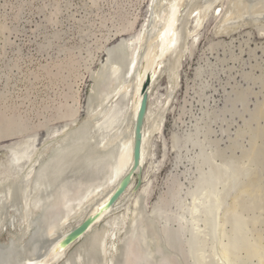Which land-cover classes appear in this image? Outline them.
I'll use <instances>...</instances> for the list:
<instances>
[{
    "label": "bare ground",
    "instance_id": "bare-ground-1",
    "mask_svg": "<svg viewBox=\"0 0 264 264\" xmlns=\"http://www.w3.org/2000/svg\"><path fill=\"white\" fill-rule=\"evenodd\" d=\"M94 2L96 3L93 5H97V1ZM145 3H147L145 20L142 29H139L134 38L123 39L115 45L114 49L105 48L106 44L124 38L138 27L139 15H136L134 19L125 20L118 12H115L118 14L120 24L119 26L114 25L115 29L111 28L110 33L107 31L109 34L106 32L108 35L105 37V41L101 40L105 42L102 44V48L98 45L95 53L93 51L95 49H91L85 44L84 51L80 50V55L86 52V56H78V58L86 63L87 68L85 69L89 72L92 71V64L96 62L99 50L104 48L107 52L106 59L101 64L99 63L100 68L97 71H92L94 86L90 90L91 97L88 95L91 102L89 99V103L87 99L90 105L88 104L89 107L87 106L88 109H86L85 126L82 125L83 127L76 131H70V125L76 123L81 112L80 103L76 97L74 104H68V97L65 96L64 100L66 101H63L61 105L58 104L59 107H55L58 109H56L57 115L54 116L57 118L56 120H63L68 124L52 131L49 130L50 132L47 131V137L43 138L41 144H39V136H37L40 134L34 138L33 152L29 162L21 167L22 180L20 179V181H23L28 186L27 188L33 183L36 185L40 191L38 200L54 201L49 212L50 225L38 236H36L38 233L30 220V216L38 215L36 212L37 201L29 202L25 197V190L21 185H18V175L15 173L16 170L12 163L13 154L9 152L15 148L1 149L3 157L0 159V234L8 230V239L4 245H0V259L4 255L6 256L7 249L12 244L24 247L31 236H36L32 245L34 252L29 251L19 264H115L116 261L118 264H138L143 256L141 246L133 240H129L127 245L123 246L128 237V228L139 220L138 223L146 236L145 238H148L151 243L152 252L158 251L164 259L163 261L170 264H181L179 262L180 250L178 249V251L175 245L169 246L171 241H167L166 246L162 243L163 223L157 218L156 220L152 218L160 209V201L163 200L166 203V200H169L167 192L161 195L157 205L147 213L144 208L147 207V197L149 196L142 199L141 190L138 192L134 190L137 177L132 180L125 195L109 212L100 216L81 240L70 246L65 252L57 249L58 243L70 231L79 226L88 216L96 214L98 207L112 196L121 179L132 167L134 126L142 101L144 85L149 81L151 83L141 156L145 184L155 159L156 141L162 134L167 115L172 111L173 102L181 87L185 59L193 56L206 24H209L212 19L211 28H214L213 33L218 39L230 36L229 34L235 33L244 25L264 23V0H146L142 5ZM120 5L119 3L116 6ZM216 8L215 18H212L211 14ZM112 15L110 13L109 20H112ZM103 17L105 20L108 19L107 16ZM99 19L101 20V18ZM53 36L57 37V34ZM189 41L190 43L192 41L191 52L188 49ZM214 42L209 46V51L216 49L213 48L216 47ZM47 45H43V47ZM123 47L128 48V58L123 66V83L119 86L111 84L109 91L106 92V82H109L115 72L122 69V62L125 58ZM70 66L69 68H71ZM204 72L201 66L197 74L202 77ZM165 77V93H161L162 86L160 84ZM82 78L85 79L84 74H82ZM90 81L93 82L92 79ZM105 94L106 98L103 99ZM121 96H124L126 100L124 104L125 125L115 142H109L95 130L103 124L108 126L112 122L114 108ZM227 107H224V111ZM231 109L230 107L227 110ZM184 111L185 108H183V113H185ZM225 112L217 114L225 115ZM51 117L53 119L52 115ZM216 117L214 115V118ZM2 119L5 118H1L0 122ZM0 124L6 125L7 123ZM7 125L9 126L10 123ZM194 127L200 129L198 141L203 142L201 141L203 139L209 147L210 144L212 146V151L207 150L208 156H206L212 166V171L210 174L207 172L202 174L205 169L202 168V164H199L197 168L201 174L199 178L194 180L191 177L189 180L185 177L190 182L189 185L183 181L182 175L172 176L176 177V182L182 191L189 190L190 186L195 183V188L191 191L194 196L193 201L187 199L185 204L188 208H195L198 213L197 230L203 234L204 225L213 226L212 218L215 211L220 208L215 242L211 246L215 264H264V245L262 242H258L255 235L258 223L253 214L256 212L251 214L253 208L250 204L251 198H249L251 196L249 184L251 173L248 171L250 170H247L246 165L235 159L233 154L229 157L225 156V152L222 155V152L216 151L218 141L211 138L213 131L208 123H201V119H199ZM39 128H34L36 130L33 129V131H38ZM203 130L204 135H202ZM28 131L30 133L29 127ZM193 133L192 131L187 135H193ZM12 136H14L13 132L11 134L6 131L0 135V141L11 139ZM20 138L22 137L18 138L17 136L12 140ZM177 138H181V136H176L175 139ZM29 140L30 138L22 139L9 146L20 147ZM204 142L203 144L206 146ZM197 155H200L198 151L188 148L190 162H195ZM182 164L178 166V169L183 166ZM191 167L186 169L183 174L185 175L188 171L195 174L194 167ZM245 173L249 179L243 184L246 179ZM218 179L224 181L221 187L217 185ZM70 186L87 188L86 192L80 189V192L73 195L74 197H66L67 194L61 191ZM175 193L171 192V195H175ZM61 198L66 200L61 202ZM7 207L12 210L8 212ZM16 221L17 223H15ZM198 244L201 247L206 246L201 240ZM206 256L205 253L204 257H198L196 262L206 264L210 260V258L207 260ZM184 263L188 264V261H182V264Z\"/></svg>",
    "mask_w": 264,
    "mask_h": 264
},
{
    "label": "rangeland",
    "instance_id": "rangeland-1",
    "mask_svg": "<svg viewBox=\"0 0 264 264\" xmlns=\"http://www.w3.org/2000/svg\"><path fill=\"white\" fill-rule=\"evenodd\" d=\"M94 1H97L95 6ZM94 1L0 0V119L5 118L0 123H10L9 126L0 124V133L7 131L11 134L13 132L14 135L11 139L0 141V159L3 157L1 149L19 148L9 145L26 138L33 140L37 134H40L41 140H44L47 131L68 124L63 120H56L54 116L57 115L56 109H58L55 107L66 101L65 96L68 97V104H74L76 97L80 103L79 121L77 119V124L70 125V131L85 126L86 109L91 102L90 90L94 86L92 71L100 68L107 52L104 48L99 50L96 62L92 64V71L89 72L85 69L86 63L78 58V56H86V52L80 55V50L84 51L83 47L87 44L91 49H95L93 50L95 53L97 52V46L101 47L105 43L104 39L110 33V29L114 30V25L120 24L118 14L115 12L125 20L134 19L139 15L138 27L124 38L106 44L105 48L114 49L123 39L134 38L139 29H142L147 10V3L142 5L146 0ZM119 3L121 5L116 6ZM216 10L217 8L212 12V18H215ZM110 13L113 14L112 20H109ZM103 16H107L108 19L105 20ZM99 26H105V29ZM211 27L212 22L202 31V38L197 43L193 56L185 59L181 87L173 102L174 107L167 115L165 127L156 141L157 145L159 139L163 140L165 150L168 149V157L166 161L163 160L164 149L161 151L159 148L157 152L155 148L153 166L140 191L146 193V197L149 196L148 209L145 207L144 210L147 213L153 210L165 192L163 186L172 175H184L183 172L191 167L188 164H182L179 169V165L175 166L169 142L176 136L182 137L181 134L192 133L193 126L201 119V123H208L212 127L211 138L218 141L216 151L222 152V155L225 152V156L229 157L233 154L235 159L250 170L248 171L251 173L249 198L253 208L251 214L256 212L253 214L258 223L255 235L258 242L264 245V23L244 25L235 33L229 34L230 36L218 39L213 33L214 28ZM55 34L57 37L53 36ZM192 41L191 43L189 41L190 52ZM212 42L215 43L216 47L213 48L216 49L209 51ZM43 45L47 46L43 47ZM201 66L205 72L199 77L197 71ZM165 81L164 78L161 80V93H165ZM224 107H227L225 111L230 107L232 109L225 112ZM220 112L226 114L218 115L217 113ZM214 115L217 117L214 118ZM37 127H40L39 130L33 131ZM17 136L22 138L12 140ZM158 170L160 172L157 174ZM244 177L246 179L243 184L249 179L247 174ZM183 181L189 182L186 178ZM7 208L8 212L12 210ZM7 239L8 230L0 234V245H4Z\"/></svg>",
    "mask_w": 264,
    "mask_h": 264
},
{
    "label": "water",
    "instance_id": "water-1",
    "mask_svg": "<svg viewBox=\"0 0 264 264\" xmlns=\"http://www.w3.org/2000/svg\"><path fill=\"white\" fill-rule=\"evenodd\" d=\"M212 22V19L210 20L209 24ZM208 26V24H206ZM123 55H124V61L122 62V66L120 70L115 72L113 76H111L109 82H106L105 89L106 92L109 91L111 84L114 86H119L121 83H123L124 80V62L128 58V48L123 47ZM166 79V77H165ZM150 81L147 82L143 89H142V101L139 107V112L137 119L135 120V126H134V144H133V165L128 171V173L121 179L119 184L117 185L114 193L112 196L103 204H101L98 207V211L96 214L88 216L79 226H76L72 231H70L57 245V249L61 250L62 252H65L70 246L77 243L79 240H81L91 229V227L97 222V220L102 216L104 213L109 212L116 204L117 202L125 195L127 190L129 189L132 180L137 177V184L134 188L135 191H140L142 189V186L144 184V171L141 166V156H142V146H143V138H144V126L146 117L148 115L149 110V89H150ZM106 98V94L103 95V99ZM125 98L124 96H121L118 104L114 108V117L112 119V122L110 124H103L100 127L96 128V133L99 135L104 136L109 140V142H115L116 138L120 136L124 125H125V111H124V104H125ZM200 129L198 127H194L193 129V135H187V134H181V138L177 139H170V149L174 156L175 166L181 165L182 163H187L188 165H191L195 169V174L191 171H188L185 173V175H182L181 178L185 179L187 177L189 180H191V177L196 180L201 176L199 174V171L197 170L198 165L202 164V168L205 169V171L208 174L212 171V166L209 163L206 156L207 150L209 152L212 151V146L210 144V147L208 143L204 142L206 146L203 144V142L198 141L199 131ZM47 137V135H46ZM39 144L43 142L41 140V136L39 135ZM35 140H30L26 144L20 146L19 148L16 147L11 152L12 155V163L13 167L16 170V174L18 175L17 179H19V184L23 187V189L26 192V199L29 202L35 203L37 201V207L36 212L38 215L30 216L31 223L34 226V229L37 231V235L41 234L49 227V212L52 208V204L54 201L48 202V201H40L38 200L39 196V189H37L36 185L33 183L28 186L24 184L22 180V170L21 167L26 165L31 157V154L33 152V145ZM174 146V147H173ZM161 148L162 157L163 160L166 161L168 157V149L165 150V146L163 143V140L159 139V143L156 145V150ZM188 148L195 149L200 153V155L195 156L196 161L190 162L188 159ZM158 152V151H157ZM165 163V162H164ZM163 163V166H164ZM162 167V165H161ZM163 168V167H162ZM161 169V168H160ZM160 172V170L157 171V174ZM176 177H171L168 183H165L163 186L167 192V196L169 197V200L160 201V209H158L157 213L154 217H152L154 220L156 218L163 223V235H162V243L166 246L167 241L170 245H175L177 250H180V258L179 262L182 264V261H188V264H198L196 260L199 258L204 257L205 253L207 254L206 258L207 260L206 264H215L214 258L212 257L211 253V246L215 242V233L217 231V221L219 216V210L218 208L214 216L212 218L213 226H206L204 225L205 231L203 234L197 230V220L199 218L198 213L195 208L190 207L188 208L185 204V201L187 199H190L193 201V193L191 192L193 188H195V183H193L192 186H190V189H186L185 191H182L180 186L178 185V182H176ZM188 185L190 182H187ZM224 183L223 180H217V185L222 186ZM87 187H67L62 190L61 192H64L66 197H74L73 195L77 192H80V189H83L84 192H86ZM171 192H176L175 195H171ZM146 197V193L142 194V199ZM66 199L61 198V202H64ZM52 205V206H51ZM66 211V210H65ZM24 212V211H22ZM152 219V220H153ZM139 221V220H138ZM136 221L133 225H131L128 228V237L126 239V243L123 247L127 245L129 240H133L138 243L139 246H141L143 251V256L139 260L138 264H170L166 261H163L164 259L160 255L158 251H153L151 248V243L149 242V239L145 238L143 231L140 228V225ZM17 223V221L15 222ZM36 236H31L30 240L27 241L26 245L23 247L22 245H15L12 244L7 249L6 256L4 255V259L1 258V264H19V262L25 258L26 255H28L29 251L32 253L34 250L32 249L33 242L36 238ZM199 238V239H198ZM201 240V242H204L206 246L201 247L198 242ZM153 242V241H152ZM172 243V244H171ZM178 250V251H179ZM206 251V252H205ZM204 253V254H203ZM209 254V255H208ZM101 261V260H99ZM115 264H118V261L115 262ZM187 264V263H184Z\"/></svg>",
    "mask_w": 264,
    "mask_h": 264
}]
</instances>
